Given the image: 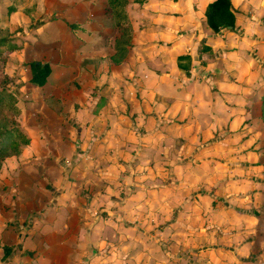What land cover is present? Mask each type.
Listing matches in <instances>:
<instances>
[{
	"label": "rangeland",
	"instance_id": "1",
	"mask_svg": "<svg viewBox=\"0 0 264 264\" xmlns=\"http://www.w3.org/2000/svg\"><path fill=\"white\" fill-rule=\"evenodd\" d=\"M80 1L78 12L62 6L75 32L87 29L92 5L104 3ZM131 2L125 8L142 48L130 47L118 63L108 60L110 80H92L86 69L100 65L87 67L85 61L79 82L72 79V66L58 85L57 76L42 87L22 84L25 74L9 85L19 97L15 120L30 141L1 161L0 217L20 219L26 228L41 222L36 252L44 258L37 264H264L259 39L249 41L257 44L248 54L223 53L222 47L204 54L200 41L201 65L210 57L213 69L240 67L221 75L235 82L226 87L237 96L227 97L223 85L212 82L214 70L192 65L189 57L159 59L157 41L147 40L150 24L175 18L151 14L150 8L139 14L140 6ZM92 19L106 20L104 38L117 36L107 9ZM108 44L112 48L113 39ZM176 60L192 70L178 69ZM187 79L198 82L196 93L183 92ZM1 82L6 84L0 76ZM217 91L223 92L219 102ZM256 97L261 100L251 101ZM214 115L219 118L212 124Z\"/></svg>",
	"mask_w": 264,
	"mask_h": 264
},
{
	"label": "crops",
	"instance_id": "2",
	"mask_svg": "<svg viewBox=\"0 0 264 264\" xmlns=\"http://www.w3.org/2000/svg\"><path fill=\"white\" fill-rule=\"evenodd\" d=\"M210 1L212 0H134L131 3L135 6H140L139 14L145 13L147 8H150L151 14L157 15L159 13L166 18H175L171 19L173 21V23L170 22L171 24L169 21L163 22V20H158V22L155 20L154 25L150 24L151 31L149 30V33L151 35L149 38L151 39L148 38L147 40L157 41L158 46L156 49L161 51L160 56H158L159 59L164 57L168 61L176 56L178 60V55L185 54L187 55L186 57L191 59L193 65L194 62H197V64L200 62L196 61V57H200L198 53L201 40H203V44L206 47V49L202 48L205 51L204 54H208L210 51L215 53L221 47L224 48L223 53L235 51L236 53L248 54L252 46L254 47L257 44L251 45L250 42L252 43L259 39L257 40L260 41L258 49L262 51L260 53V61L263 64H259L258 69L260 70L261 68L260 71L264 73V0H230L232 11L235 15V26L232 29L221 28L219 31H214L206 22L205 8ZM45 3L46 7H44ZM100 4L102 3L99 1L92 5L93 12L92 14L90 13V17L84 24L87 29H80V31L75 32V28H70L69 22L63 19L62 6H64V9L69 7L72 12H78V8L84 7L80 0H49L47 2H44V0H0V16L4 15V17H1L4 20L0 21V51H5L10 45L13 47L12 50H6L7 65L5 66V72L9 76H22L21 78L25 74L26 79L24 80L26 82L31 76L28 64L30 61L48 62L50 72L46 82L41 86L36 84H32V86L42 87L47 85L56 76L58 79L55 83L58 85L61 83V78L65 79L67 68L70 69L72 66L76 69L75 73H71L72 79L78 82L80 79L84 80L81 64L86 61L87 67L100 65L97 71H94L95 69L93 68L85 70L92 80H102V78L105 81L106 79L110 80L112 76L107 68L105 70V67L108 66V60L118 63L123 59L119 58L115 61L111 59V55L115 53V48L113 45V49L110 48L108 42L112 39L114 42V37L111 34L108 40L106 36L107 39L104 38V34L101 31L102 29L105 31L106 20L92 19L93 14L101 9L99 7H103L99 6ZM41 6L43 9H41ZM46 10L50 11L49 15L46 14ZM178 20H180V24H177ZM146 31H148L147 28ZM112 33L118 35L115 27H113ZM146 33L149 34L148 32ZM161 34L165 36L161 37ZM138 37L139 31L133 27V46L131 47L141 50L142 43H140L141 40ZM217 39L220 40L217 41ZM3 45L6 46L3 47ZM128 49L130 50V48ZM55 54H59V56L53 59L52 55L54 56ZM151 58L153 57L151 56ZM247 58V65L248 68H251L249 71L252 73L254 70L252 68L255 67L249 56ZM208 60H210V57L207 59V65L204 66L200 63L198 65L202 66L201 68L206 71L214 70L216 78L213 76V84L223 85L224 89L222 90L225 91V93L217 91L218 97H216L215 102L221 101L220 95L222 93L229 94L227 97H236L238 93L232 92L231 89L229 90L230 93H228V88L226 87L229 84H235V82L231 80L229 82L224 81L221 79V75L227 74L226 71L237 73L240 67L232 66V63L230 67L228 64V66H215L213 69ZM150 62H153V60H150L147 64ZM67 64L68 67L66 66ZM179 64L177 61L176 67L184 69ZM15 70H18V72ZM188 70H192V68ZM198 80L202 81V79ZM85 82H88L87 78ZM183 82H186L183 92L188 95L192 94L194 88L198 86V82L195 83V80L190 81L187 79V81L184 80ZM261 97L264 98V96ZM259 99L256 97L254 100L251 99V101L255 102ZM225 112H227L228 116L229 111L225 110ZM218 118V115H214L215 120L212 124L218 122ZM12 217H15L14 213H12ZM5 219L7 220V218ZM18 219L19 217H17ZM39 223L41 222L35 219L31 224H27L29 228H26V225L20 219L17 222L10 223L0 217V264H37L38 259L43 260V252L40 254L36 252L44 230L43 227H39ZM5 247L10 248L6 256L4 255ZM198 254L205 255L201 251ZM221 264L229 263L221 261Z\"/></svg>",
	"mask_w": 264,
	"mask_h": 264
},
{
	"label": "trees",
	"instance_id": "3",
	"mask_svg": "<svg viewBox=\"0 0 264 264\" xmlns=\"http://www.w3.org/2000/svg\"><path fill=\"white\" fill-rule=\"evenodd\" d=\"M103 2V1H101ZM127 0H104L101 9L108 10L118 35L114 38L115 53L111 55L114 61L121 58L122 53H125L128 48L133 46V25L130 17L126 11ZM205 17L207 24L214 30L219 31L221 28L232 29L235 26V15L232 11V4L230 0H212L205 8ZM72 28L73 25L69 23ZM6 45H3L5 47ZM9 46V45H8ZM206 49L205 45H202ZM12 50L10 45L6 50ZM0 51V58L6 56L7 51ZM119 55V56H118ZM4 56V57H5ZM185 54L178 55V58L186 57ZM2 59V58H1ZM29 68L31 76L26 82L29 84L43 85L50 72V65L48 62H40L38 60L30 61ZM186 71L188 68L179 64ZM1 78L4 83H0V164L1 161L11 154H18L22 146L29 143L30 139L26 133L19 127L15 120L16 114L19 113V97L10 89L9 85L17 82V76H9L6 72L1 71ZM25 81L22 82L24 84ZM21 84V83H20ZM10 111V113H7ZM10 248H4V255L6 256Z\"/></svg>",
	"mask_w": 264,
	"mask_h": 264
}]
</instances>
